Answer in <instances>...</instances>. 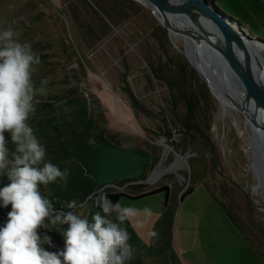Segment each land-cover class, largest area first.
I'll return each mask as SVG.
<instances>
[{"label": "rangeland", "instance_id": "rangeland-1", "mask_svg": "<svg viewBox=\"0 0 264 264\" xmlns=\"http://www.w3.org/2000/svg\"><path fill=\"white\" fill-rule=\"evenodd\" d=\"M207 1L235 27L246 26L264 40L260 8L256 20L248 0ZM8 28L40 56L33 82L37 89L48 82L46 94H37L31 126L46 160L69 173L66 182L41 186V193L66 203L75 199L82 205L77 214L91 222L95 212L103 214L95 206L101 192L137 195L167 185L169 190L118 200L136 210L121 224L134 248L126 264H264V209L251 199L264 207V138L259 135L257 174L249 115L218 87L221 96L200 57L191 60L184 34L163 24L145 0H0V31ZM202 54L222 71L223 85L231 82L233 92L247 97L227 63L223 71ZM187 95L202 97L193 115ZM125 178L135 181L123 183ZM9 183L0 177V188ZM189 187L193 191L186 193ZM10 211L0 202V227ZM67 227L38 230L55 245L44 244L45 250H63L58 231Z\"/></svg>", "mask_w": 264, "mask_h": 264}, {"label": "clouds", "instance_id": "clouds-1", "mask_svg": "<svg viewBox=\"0 0 264 264\" xmlns=\"http://www.w3.org/2000/svg\"><path fill=\"white\" fill-rule=\"evenodd\" d=\"M19 36L11 28L0 31V177L10 181L0 188V202L11 205L8 220L0 227V264H126L133 259L134 248L121 224L136 214L135 209L113 203L101 192L95 206L103 214L95 212L90 222L77 214L82 205L75 199L66 204L69 211H57L41 193V186L66 182L69 173L46 160V148L31 126L40 103L37 94H46L43 85L48 81L35 87L33 75L41 59ZM64 225L68 227L58 231L64 237L63 250H45L44 244L55 245L50 236L42 239L38 230Z\"/></svg>", "mask_w": 264, "mask_h": 264}, {"label": "water", "instance_id": "water-1", "mask_svg": "<svg viewBox=\"0 0 264 264\" xmlns=\"http://www.w3.org/2000/svg\"><path fill=\"white\" fill-rule=\"evenodd\" d=\"M150 1L162 10L167 11L169 8L165 0ZM180 1L184 4L181 12L185 13L189 20L201 28L206 34V38L213 51L229 63L233 74L256 105L257 111L264 120V86L260 85L256 79L257 75H259L258 66L261 64V57L256 50L253 51L251 46L254 42L264 45V40L245 34L240 26H237L238 28L235 27V23L230 17L219 8H213L207 0ZM220 64L223 70L226 71V67L221 62ZM207 85L209 86L208 83ZM131 97L135 103L133 95ZM243 112L247 115L249 110H247V113ZM249 113L252 114L251 112ZM253 119L256 120L255 117ZM256 122L261 127L262 123L258 120ZM261 132L264 134V127L261 129ZM261 136L264 138L262 134ZM251 199L258 208L264 209L252 196Z\"/></svg>", "mask_w": 264, "mask_h": 264}, {"label": "bare ground", "instance_id": "bare-ground-1", "mask_svg": "<svg viewBox=\"0 0 264 264\" xmlns=\"http://www.w3.org/2000/svg\"><path fill=\"white\" fill-rule=\"evenodd\" d=\"M147 5L150 7L152 12L155 14V16L167 27L170 26L173 32L175 33H182L185 35L187 42H189V46L187 48V51L191 55V60H197L198 57H200L205 69L206 73L205 76L211 81L213 86L219 90L221 93V96L223 97V92L219 89L221 88L222 90L225 91V94L231 99V101L234 103L235 108L240 110V111H245L247 113V110L251 112L247 113L249 115V122L251 124L252 129L255 131L254 136H253V146L255 147V150H257V158L255 160L254 168L257 172V174L260 173V166L258 164V158H259V135L263 134L261 132V129L264 127V120L260 116L259 112L257 111L256 105L253 103V101L250 99V97L247 95V97L242 93L238 92L235 93L232 91L233 84L229 82L226 85H223L221 82V76L224 74L222 73L221 70L216 71L214 68H212L204 59H203V50L209 54V56L216 62H221V63H229L223 59L220 55L216 54L213 49L210 47L209 42L206 38V34L201 30L199 26H197L196 23L192 22L187 18V15L185 13H182V9L184 8V4L180 0H165L167 2V6L169 7L168 10H162L160 7L157 5L153 4L150 0H145ZM175 14V15H174ZM194 34H197L196 36H199L198 39H193ZM192 42H194V46L196 47L197 50L193 48ZM256 45V46H255ZM253 51L256 50L259 55L263 52L264 46L261 44H257L254 42V44H251ZM263 61V62H262ZM212 64V63H211ZM230 66V65H229ZM214 67V66H213ZM222 69V68H221ZM224 71V70H223ZM223 74V75H222ZM229 75V73L227 72ZM258 74L256 79L259 82L260 85L264 86V58L261 59V64L258 66ZM221 75V76H220ZM206 79V78H205ZM206 79L207 83L209 84L210 89L211 84L209 80ZM237 85L240 87L239 89L242 88V85L237 79ZM219 87V88H218ZM229 92H232L234 95V98L232 99ZM253 117L256 118L261 124H258L256 120L253 119ZM264 135V134H263ZM258 161V162H257Z\"/></svg>", "mask_w": 264, "mask_h": 264}, {"label": "trees", "instance_id": "trees-1", "mask_svg": "<svg viewBox=\"0 0 264 264\" xmlns=\"http://www.w3.org/2000/svg\"><path fill=\"white\" fill-rule=\"evenodd\" d=\"M183 87L187 88V84L184 83ZM201 95L206 98L207 95L209 96V93L206 90L205 94L203 92H201ZM201 98L202 97L199 96V95H191L190 97L188 95L186 96V101L188 102L189 112H190L191 115H193L195 113V108L198 106V104H200ZM188 122H189L188 124H191L193 122V119H191V120L189 119ZM122 181H123V183H127V182H132V181H135V180L134 179H130V178H125V179H122ZM163 190H169V187L167 185L166 186H160V187L151 189V190L146 191V192L138 193L137 195H129V194L125 193L124 191H117V192L108 193V196H109V199H111L113 203H116V202H118V200L122 196H127L128 195V196H130L132 198H139V197H143V196L148 195V194L161 192ZM192 191H193L192 187H189V188L186 189L185 192L186 193H190ZM42 195H44L45 198H47V199H49L51 201V203H52V205H53L55 210H57V211H60V210L69 211V209H67V207H66V204H67L66 202L56 201V200H54L53 198H51L50 196H48V195H46L44 193H42ZM218 202L222 205L223 209L225 210L227 215L230 217L232 222L238 226L235 218L230 213V211L227 210V208L219 200H218ZM4 213L6 214V216H8L7 212H4ZM7 220H6V222H7Z\"/></svg>", "mask_w": 264, "mask_h": 264}, {"label": "crops", "instance_id": "crops-1", "mask_svg": "<svg viewBox=\"0 0 264 264\" xmlns=\"http://www.w3.org/2000/svg\"><path fill=\"white\" fill-rule=\"evenodd\" d=\"M256 4L255 7L251 6L250 3H249V0H248V6H247V9H248V13L251 17H253L254 19L258 20V14H256V7L260 8L263 12H264V0H253ZM241 2L245 3V0H241ZM239 26V25H238ZM240 27L242 29H244V31L248 32L249 34L252 35V33L249 31L248 28H246V26H243V25H240Z\"/></svg>", "mask_w": 264, "mask_h": 264}]
</instances>
